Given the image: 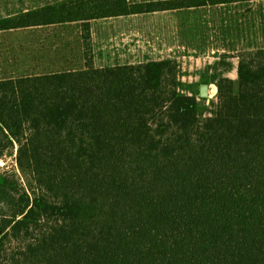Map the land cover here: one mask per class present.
<instances>
[{"label":"trees","instance_id":"16d2710c","mask_svg":"<svg viewBox=\"0 0 264 264\" xmlns=\"http://www.w3.org/2000/svg\"><path fill=\"white\" fill-rule=\"evenodd\" d=\"M260 1L60 0L0 20L81 22L85 48L83 67L0 75V159L15 162L0 166V264H264ZM216 5L237 54L206 62L196 87L174 58L88 55L86 21ZM240 33L261 40L238 49Z\"/></svg>","mask_w":264,"mask_h":264},{"label":"rangeland","instance_id":"374dc122","mask_svg":"<svg viewBox=\"0 0 264 264\" xmlns=\"http://www.w3.org/2000/svg\"><path fill=\"white\" fill-rule=\"evenodd\" d=\"M56 1L60 0H0V17L22 12L24 7L32 5L33 2V5H36ZM260 3L264 6V1H260ZM250 4H253V8L257 7L256 1ZM232 5V15L238 14L241 20H244L247 14L245 8L237 4ZM244 6L246 5L244 4ZM227 11L228 9H225L224 5H216L215 7L167 10L94 20L92 24H95V29L99 32L94 34L95 46L93 48L100 59H108L111 53L115 59L125 58L127 52L137 50L148 54L137 59L174 58L181 64L182 80L193 82L196 87L195 83L206 62L221 53L237 54V49L228 50L229 48H226L222 41V36L225 34L224 30L221 31L220 26L228 25V20L233 19L232 16L226 15ZM54 26L49 30L56 31L54 33L56 50L53 62L56 64L54 68L57 70L60 69L64 57L68 60L73 59V61L77 59V56L80 57L81 50L77 38L80 27L78 22ZM46 31L48 30L42 28H20L1 34L0 75L38 73L34 70H38L36 66L40 61V58H34L38 47H40L37 44V37L43 38V42L48 41L43 36L47 33ZM240 34L242 38L240 37L238 46L241 43V45L244 44V48L247 42L257 43L261 40L259 33L256 34L257 38L254 35L244 37L245 33ZM228 41L231 45L233 42L231 35L228 36ZM241 45L237 48L241 49ZM233 59L237 60V58ZM232 77H235V72ZM215 97L216 89L210 85L207 102ZM6 166L12 168L14 160L10 158Z\"/></svg>","mask_w":264,"mask_h":264},{"label":"crops","instance_id":"0c3cea01","mask_svg":"<svg viewBox=\"0 0 264 264\" xmlns=\"http://www.w3.org/2000/svg\"><path fill=\"white\" fill-rule=\"evenodd\" d=\"M50 3H53V2H50ZM33 4H34V2H33ZM33 4L29 5L27 7H24L22 9V12L26 11L28 9H34V8L40 7L42 5H45V4H40V3H38L36 5H33ZM46 4H48V3H46ZM156 12H162V11H156ZM229 14H230V11H227L226 15H229ZM132 15H136V14L121 15V16H132ZM8 16L9 15H5L4 17L2 16V17H0V20L3 18H6ZM113 17H119V16L104 17V18H98V19H92V20L86 21V23L88 24V28H89V38H88L89 48H87V52H88V55L91 57L93 65L95 67H102V66H111V65H115V64L135 63V62L145 61L144 58L143 59H137V58L142 57V55L145 56L148 54L144 53V52L143 53L138 52V50L133 51V52H127L125 58L115 59L114 57H112L113 53L109 54L108 59H100V57L97 56L95 49L93 48L95 46V43H94L95 39H93V37H94L95 32H99V30L95 29V24L93 25L92 21L106 19V18H113ZM71 23H73V22H71ZM78 23H79L80 30L78 29L79 33L77 34V38L79 40V48L81 50V55L79 58L77 56V59L74 60L75 63H74L73 59L68 60L66 57H64V60L61 61V65L59 64L60 69L61 68H65V69L75 68V65H79V64H80V67H83V65H84L85 48L83 46L84 44H83V39H82L83 26H82L81 22H78ZM67 24H69V23H67ZM54 25H38V26H33V27H26V29H28V28H36V29L42 28V29L48 30V31H46L47 33L45 35H43L45 38H47L48 41L43 42V38L37 37V39H38L37 44L40 47H38V52L35 54L34 58H36V59L40 58V61L37 62L36 67L38 68V70L34 69L35 72L36 71L37 72L56 71V69L54 68V67H56V64L53 62V57L55 56L54 52L56 50V46H55L56 43L54 42V40H55L54 33L56 31H50L49 30L52 27H55ZM55 29H57V28H55ZM7 31H10V30L1 29L0 35L3 33H6ZM50 40H52V41L49 43ZM50 44H51V46H50ZM1 63H2V54H0V64Z\"/></svg>","mask_w":264,"mask_h":264},{"label":"water","instance_id":"95a60500","mask_svg":"<svg viewBox=\"0 0 264 264\" xmlns=\"http://www.w3.org/2000/svg\"><path fill=\"white\" fill-rule=\"evenodd\" d=\"M199 94L203 98H207L209 95V85L206 83H203L199 87Z\"/></svg>","mask_w":264,"mask_h":264},{"label":"built area","instance_id":"2783aa9c","mask_svg":"<svg viewBox=\"0 0 264 264\" xmlns=\"http://www.w3.org/2000/svg\"><path fill=\"white\" fill-rule=\"evenodd\" d=\"M8 160H10V159H0V166L1 167H8V166H6V164H7V161ZM14 164H15V162H14Z\"/></svg>","mask_w":264,"mask_h":264}]
</instances>
